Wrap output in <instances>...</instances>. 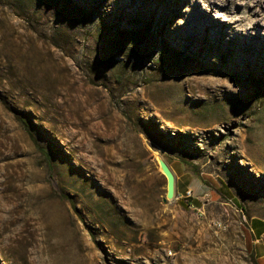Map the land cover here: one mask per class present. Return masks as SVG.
<instances>
[{
  "label": "rangeland",
  "instance_id": "rangeland-1",
  "mask_svg": "<svg viewBox=\"0 0 264 264\" xmlns=\"http://www.w3.org/2000/svg\"><path fill=\"white\" fill-rule=\"evenodd\" d=\"M203 1L0 0V264H264V55L216 57L217 26L194 55ZM212 60L258 74L206 107L162 87Z\"/></svg>",
  "mask_w": 264,
  "mask_h": 264
},
{
  "label": "bare ground",
  "instance_id": "bare-ground-1",
  "mask_svg": "<svg viewBox=\"0 0 264 264\" xmlns=\"http://www.w3.org/2000/svg\"><path fill=\"white\" fill-rule=\"evenodd\" d=\"M203 2L205 4L203 14L189 15V23L193 30V34L191 35L193 40L190 43L192 46L194 43H198L205 38L208 39L209 31L217 26L218 28L214 30L215 34L212 41L221 43V50L215 53L216 57H220L221 54L224 55L225 51L229 50L227 38L233 43H239L237 35L249 36L253 50L252 53L264 55V42H262V35L264 34V0H204ZM213 12L219 14L215 16L217 21L211 17ZM202 49H196L193 46V54H201L203 52ZM207 53L202 56L203 60L208 58ZM223 59L225 61V58ZM223 64V61L218 62L214 60L213 62L212 60V65L209 68V75L213 76L212 79H207L205 76L199 77L187 72H180L174 74L171 80L164 78L162 87L170 90L171 88L177 89L182 84H185L192 98L197 99L198 105L206 107L217 100L221 101L223 99L219 91L224 87H227L229 92L240 95L243 92L242 89L245 88L247 80L258 74L252 67H244L237 62L232 63L231 67H226ZM232 70L236 72V83L242 86V88L235 87L229 83L232 79ZM151 92L148 94L151 95ZM163 96L165 97H160L159 106L166 113H169L171 111L169 107L174 106V102L168 98L167 94ZM171 112H174L173 107ZM208 123H212V121L209 120Z\"/></svg>",
  "mask_w": 264,
  "mask_h": 264
},
{
  "label": "water",
  "instance_id": "water-1",
  "mask_svg": "<svg viewBox=\"0 0 264 264\" xmlns=\"http://www.w3.org/2000/svg\"><path fill=\"white\" fill-rule=\"evenodd\" d=\"M158 170L166 180V192L163 199L164 203H171L176 199V177L172 168L168 165L161 154L155 156Z\"/></svg>",
  "mask_w": 264,
  "mask_h": 264
},
{
  "label": "trees",
  "instance_id": "trees-1",
  "mask_svg": "<svg viewBox=\"0 0 264 264\" xmlns=\"http://www.w3.org/2000/svg\"><path fill=\"white\" fill-rule=\"evenodd\" d=\"M16 118H17V120L20 122V124H21L26 130L29 129V125H28V123H27L25 117H24L22 114L17 113V117H16ZM40 152H41L42 155L45 157V159H46L47 162L51 161L52 156H51L50 152H48V151H46V150H44V149H41V148H40Z\"/></svg>",
  "mask_w": 264,
  "mask_h": 264
},
{
  "label": "crops",
  "instance_id": "crops-1",
  "mask_svg": "<svg viewBox=\"0 0 264 264\" xmlns=\"http://www.w3.org/2000/svg\"><path fill=\"white\" fill-rule=\"evenodd\" d=\"M254 244L256 245L255 246L256 250H254V251H255L258 259H261L264 262V241L263 240L260 241L257 239L254 242Z\"/></svg>",
  "mask_w": 264,
  "mask_h": 264
},
{
  "label": "built area",
  "instance_id": "built-area-1",
  "mask_svg": "<svg viewBox=\"0 0 264 264\" xmlns=\"http://www.w3.org/2000/svg\"><path fill=\"white\" fill-rule=\"evenodd\" d=\"M217 226H218V227H220L221 225H220V224H218Z\"/></svg>",
  "mask_w": 264,
  "mask_h": 264
}]
</instances>
